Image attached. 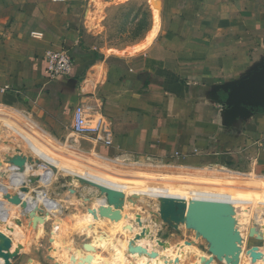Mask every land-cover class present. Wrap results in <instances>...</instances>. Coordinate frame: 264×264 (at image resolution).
Returning <instances> with one entry per match:
<instances>
[{
	"label": "crops",
	"instance_id": "0c3cea01",
	"mask_svg": "<svg viewBox=\"0 0 264 264\" xmlns=\"http://www.w3.org/2000/svg\"><path fill=\"white\" fill-rule=\"evenodd\" d=\"M135 1L149 16L140 39L120 49L83 46L79 14ZM61 49L75 73L51 81L43 59ZM263 69L264 0H0V109L29 132L60 120L72 129L74 109L85 105L110 124L113 144L82 137L128 167L147 159L175 171L211 166L203 170L225 178L229 169L242 173L237 182L258 183L245 187H264V107L228 103L234 86Z\"/></svg>",
	"mask_w": 264,
	"mask_h": 264
},
{
	"label": "rangeland",
	"instance_id": "374dc122",
	"mask_svg": "<svg viewBox=\"0 0 264 264\" xmlns=\"http://www.w3.org/2000/svg\"><path fill=\"white\" fill-rule=\"evenodd\" d=\"M80 6L83 10L84 3ZM78 17L80 41L88 47H128L149 26L142 1L113 7L100 16ZM0 122V202L11 208L7 220L0 221V264H10L23 249L25 255L16 257L14 264H164L159 259L126 257L129 241L143 229L150 235L139 244L162 251L170 264H264V187L230 180L242 173L225 168V179L203 170L211 166L175 171L157 168L148 159L128 167L115 156L104 157L96 144L74 134L70 122L60 120L59 128L43 130L30 125L34 138L21 127L25 120L12 110L0 109ZM19 159L26 164L16 175L12 168L17 166L11 163ZM39 177L40 184L35 182ZM82 180L125 192L120 222L94 219L89 210L108 202ZM46 188L36 209L32 203V209L24 211L22 202H14L15 196L28 193L22 190L29 191L27 201L33 202L30 197L36 196V190ZM91 190L99 194L97 199ZM209 207L223 216L226 233L225 244L216 247L215 237L200 231L209 224L205 217ZM89 243L95 252L84 249ZM229 244L235 249L229 251Z\"/></svg>",
	"mask_w": 264,
	"mask_h": 264
},
{
	"label": "water",
	"instance_id": "95a60500",
	"mask_svg": "<svg viewBox=\"0 0 264 264\" xmlns=\"http://www.w3.org/2000/svg\"><path fill=\"white\" fill-rule=\"evenodd\" d=\"M228 103L229 107L235 110H238L243 106L264 107V69L261 72L253 74L249 78L240 81L236 86H234L228 95ZM25 164V159L15 160L11 163L12 166L14 165L21 168H23ZM39 180L40 178L36 179L35 182H38ZM80 183H86L91 187L96 188L99 190L102 196L106 197L108 206L100 205L97 209L92 208L89 210V213L93 215L95 220H101L104 218L114 222H120L122 220V210L125 207L126 200V194L124 191L101 185L89 180H82ZM22 192L29 193L28 190H22ZM8 195L9 194L6 196L7 198ZM14 202L19 204L22 202L23 210H30L27 202H23L22 198L19 196H15ZM31 214H33V211ZM205 217H207L209 224L200 229L201 233H205L208 236H214L216 239L214 242L215 247L221 245L222 243L225 244L224 240L226 238V233L224 232L225 230H223L224 228L221 224L223 216L217 210H215V208L209 207L207 208V215ZM139 224H141V221H139ZM149 235L150 232L147 229H143L135 236L134 239H131L126 250V257L137 255L139 258L147 257L149 260L159 259L164 264H170V259L167 256L161 254L158 250L149 251L146 246L139 244L141 240L145 239ZM84 249L87 252H95L94 246L90 243L86 244ZM228 249L229 251H232L235 249V247L232 244H229ZM92 259L93 257L89 256V260Z\"/></svg>",
	"mask_w": 264,
	"mask_h": 264
},
{
	"label": "built area",
	"instance_id": "2783aa9c",
	"mask_svg": "<svg viewBox=\"0 0 264 264\" xmlns=\"http://www.w3.org/2000/svg\"><path fill=\"white\" fill-rule=\"evenodd\" d=\"M44 73L51 81H59L63 79L71 78L75 73L74 57L72 54L66 50L61 49L58 51H49L46 53L44 59ZM4 91V90H3ZM72 131L74 134L83 137H94L97 141L101 142L105 147H111L113 144V131L110 124L104 118L101 113H95L88 110L85 105H80L74 109L73 112V121H72ZM259 147L264 150V138L260 141ZM42 169V167H40ZM17 169L13 172L15 173ZM47 171V170H46ZM45 171V172H46ZM17 175V173H15ZM40 178V177H39ZM41 179V178H40ZM40 184V181L38 182ZM7 193V190H6ZM43 195L42 191H37L35 197H30L35 199L33 202H28L27 194H20L23 202H27L30 210L32 209V203L34 208L41 203V196ZM29 198V199H30ZM54 201H50V203ZM8 210H4L5 215L2 216L0 212V217H3L7 220L11 208L7 203H5ZM37 207V208H38Z\"/></svg>",
	"mask_w": 264,
	"mask_h": 264
},
{
	"label": "bare ground",
	"instance_id": "6f19581e",
	"mask_svg": "<svg viewBox=\"0 0 264 264\" xmlns=\"http://www.w3.org/2000/svg\"><path fill=\"white\" fill-rule=\"evenodd\" d=\"M24 120V119H23ZM55 143V142H54ZM58 146L59 145H61V143L60 142H57L56 143ZM68 149H69V147H68ZM100 160H101V158H99ZM107 164V163H106ZM161 168V167H160ZM15 169H17L16 170V172L15 173H17L18 175H20L21 173H23V170H22V168H19V167H13L12 168V170L14 171ZM22 175H24V174H22ZM246 177V176H245ZM238 179H240V180H245L246 179V181H249L250 182V180L246 177V178H244L243 176H238L237 177ZM234 180L237 182V179H236V177L234 178ZM23 183V182H22ZM3 188V187H2ZM4 189V188H3ZM6 190H8V189H6ZM0 191H2V189H0ZM5 203L6 202H0V212H2V216L4 217V215H5V212H4V210L6 211V210H8L9 208H7V206L5 205ZM3 217H0V221H2V222H4V218ZM125 222V221H124ZM87 224H86V222L85 223H83V224H81V226L84 228L85 226H86ZM123 225V224H122ZM61 231V230H60ZM60 233V232H59ZM131 235H129L128 237H130ZM134 256H137V255H134Z\"/></svg>",
	"mask_w": 264,
	"mask_h": 264
}]
</instances>
